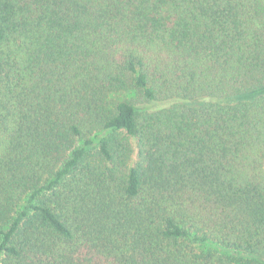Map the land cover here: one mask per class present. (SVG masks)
Instances as JSON below:
<instances>
[{"label": "trees", "instance_id": "trees-1", "mask_svg": "<svg viewBox=\"0 0 264 264\" xmlns=\"http://www.w3.org/2000/svg\"><path fill=\"white\" fill-rule=\"evenodd\" d=\"M0 264H264V0H0Z\"/></svg>", "mask_w": 264, "mask_h": 264}, {"label": "rangeland", "instance_id": "rangeland-1", "mask_svg": "<svg viewBox=\"0 0 264 264\" xmlns=\"http://www.w3.org/2000/svg\"><path fill=\"white\" fill-rule=\"evenodd\" d=\"M133 94H130V95H126V96H120V95H113V96H111L110 97V100H108V101H110V104L111 105H114L115 103H117L118 101H120L121 99H124L125 97H130V96H132ZM247 98H250V97H248L247 96Z\"/></svg>", "mask_w": 264, "mask_h": 264}]
</instances>
